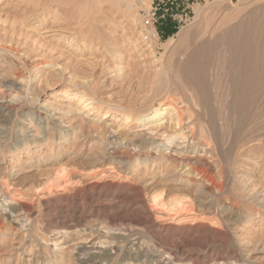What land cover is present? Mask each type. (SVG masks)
Here are the masks:
<instances>
[{
	"label": "rangeland",
	"instance_id": "obj_1",
	"mask_svg": "<svg viewBox=\"0 0 264 264\" xmlns=\"http://www.w3.org/2000/svg\"><path fill=\"white\" fill-rule=\"evenodd\" d=\"M251 12L264 24V0H0V264H264L263 101L247 124L233 108L228 135L245 129L213 173L222 193L157 165L144 124L122 116L150 107L172 54ZM208 57L189 73L210 71ZM164 185L196 222L153 206ZM22 205L23 230L6 220Z\"/></svg>",
	"mask_w": 264,
	"mask_h": 264
},
{
	"label": "bare ground",
	"instance_id": "obj_2",
	"mask_svg": "<svg viewBox=\"0 0 264 264\" xmlns=\"http://www.w3.org/2000/svg\"><path fill=\"white\" fill-rule=\"evenodd\" d=\"M235 4L236 2L232 1L231 7ZM235 19L239 21L237 23L235 21V24L232 22L224 24L218 35L208 39L202 38L190 55L172 54L167 62L168 67L163 66L165 75L161 84L153 88L154 96L150 107L141 113L122 115L123 121L130 126L144 124L139 126H143L146 135L150 137L147 154L150 156L152 150L155 151L153 159L157 165L179 171L182 179L197 178L206 181L208 189L218 193H222L223 189L213 173L217 169L223 172L226 163L224 160H227L223 158L224 152L241 143L237 134L241 136V130L245 129L244 124L239 123L237 134L233 131L228 135V123L233 108L237 106L238 115L247 116L245 124L250 117L255 119L264 114L262 112L259 114L261 101L264 103V30L258 31V27L264 24H255L253 13L247 18ZM203 29L204 32L207 31V27ZM221 48L223 53L220 51ZM205 54L212 60L210 71L201 68L199 71L189 73L191 64ZM184 59L183 69L175 68L176 76H171L169 66L174 68L178 61ZM81 102L86 103V107L91 106L92 110L98 108L85 96H82ZM250 102L254 104L255 109L252 110L250 107L248 112H245L244 108ZM242 145L246 146L243 141ZM54 176L58 178V174L52 178ZM99 176L105 175L101 173ZM166 185L152 199L154 207L162 206L168 209L169 206L173 209H171L173 213L169 211L170 214L164 217L170 220L171 215L176 216L179 209L188 207L189 203L182 197L165 195ZM186 209L188 211L186 210L179 221L181 226L191 219L196 222L190 213L192 209ZM11 211V214H7L8 222H21L22 225L26 222L25 214L29 211L27 207L22 205L20 209L12 208ZM23 214L25 217L21 216ZM171 223L168 225L171 226ZM24 227L21 226V229ZM58 240L56 238V241ZM56 246H61V243H57Z\"/></svg>",
	"mask_w": 264,
	"mask_h": 264
},
{
	"label": "built area",
	"instance_id": "obj_3",
	"mask_svg": "<svg viewBox=\"0 0 264 264\" xmlns=\"http://www.w3.org/2000/svg\"><path fill=\"white\" fill-rule=\"evenodd\" d=\"M141 17L142 29L146 38L148 40H160V34L157 29L158 20L156 14L152 12H142Z\"/></svg>",
	"mask_w": 264,
	"mask_h": 264
}]
</instances>
